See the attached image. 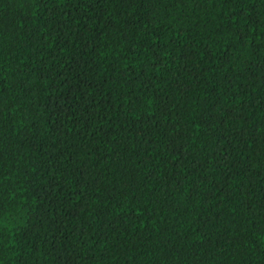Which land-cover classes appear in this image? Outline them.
<instances>
[{
	"label": "trees",
	"instance_id": "1",
	"mask_svg": "<svg viewBox=\"0 0 264 264\" xmlns=\"http://www.w3.org/2000/svg\"><path fill=\"white\" fill-rule=\"evenodd\" d=\"M0 264H264V0H0Z\"/></svg>",
	"mask_w": 264,
	"mask_h": 264
},
{
	"label": "snow or ice",
	"instance_id": "2",
	"mask_svg": "<svg viewBox=\"0 0 264 264\" xmlns=\"http://www.w3.org/2000/svg\"><path fill=\"white\" fill-rule=\"evenodd\" d=\"M89 4L95 5L99 3V0H88Z\"/></svg>",
	"mask_w": 264,
	"mask_h": 264
}]
</instances>
